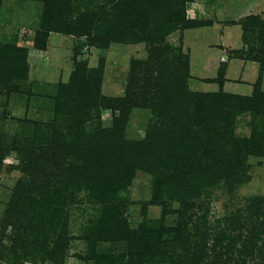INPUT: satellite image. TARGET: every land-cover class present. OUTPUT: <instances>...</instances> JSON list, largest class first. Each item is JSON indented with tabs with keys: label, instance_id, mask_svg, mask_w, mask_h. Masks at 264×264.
I'll return each instance as SVG.
<instances>
[{
	"label": "rangeland",
	"instance_id": "rangeland-1",
	"mask_svg": "<svg viewBox=\"0 0 264 264\" xmlns=\"http://www.w3.org/2000/svg\"><path fill=\"white\" fill-rule=\"evenodd\" d=\"M46 1L0 0V46L9 50L0 62V139L10 148L0 162V264H19L22 249L32 253L35 247H13L16 230L9 224L15 219L6 211L18 180L26 181L23 194L29 197L52 191L67 195L75 189L76 166H85L98 151L95 136L112 128L114 115L126 141L154 136V171L145 162L148 146L144 164L137 161L118 190L102 195L118 209L88 188L59 197L52 211L58 218L61 208L68 244L63 262L56 264H134L129 252L155 239L143 230L151 224L169 229L186 220L192 232L191 223L199 217L197 224L207 229L212 244V234H228L227 226H236L237 219L250 214L251 225L264 221V0H198L200 12L193 0L186 18L200 24L170 31H162L155 20H119L116 0H57L48 15ZM81 15L95 17L90 35L51 29L42 47L34 45L44 23L68 22L77 32ZM181 55L188 57V74L176 71ZM161 66L170 82L184 89L177 106L170 102L164 111L151 108ZM219 87L224 97H207ZM172 96L178 99L179 90ZM112 99L119 107L114 113ZM15 145L24 150L29 170L17 165ZM192 154L197 159L188 160ZM123 162L117 159L114 165ZM114 165L109 175L116 177ZM175 166L184 175L178 183L171 175ZM167 177L173 186L161 185L155 193L156 180ZM31 181L40 186L29 190ZM183 197L194 203L191 209L182 204ZM29 206L31 201L23 200L15 214ZM106 219L119 232L95 233ZM257 236L255 260L249 263L264 264V235ZM146 260L141 264H172L153 256Z\"/></svg>",
	"mask_w": 264,
	"mask_h": 264
},
{
	"label": "trees",
	"instance_id": "trees-1",
	"mask_svg": "<svg viewBox=\"0 0 264 264\" xmlns=\"http://www.w3.org/2000/svg\"><path fill=\"white\" fill-rule=\"evenodd\" d=\"M54 1L57 0H47L45 2L46 15L49 14L54 6L56 7V3ZM63 1L66 3L67 0ZM191 1L193 0H116L115 12H120L118 16L119 20H155L157 26L161 25L162 31L166 27H168L167 31H170L171 27L186 29L196 27L202 21L197 18H186L185 8ZM92 20H95V17L88 16L86 18L81 15L76 23L79 27L77 32L72 31L75 28H73L68 22L49 27L46 26V23H44L43 25L45 27L42 26L35 33L34 45L36 47H42L44 45V39L47 36V31L51 29L68 34L90 35L94 28V25L92 26ZM8 51L9 50L7 48L2 49V46H0V62L2 58L8 54ZM254 59H256V57H254ZM180 61V68L176 69V71H182L184 74H188V57L181 55ZM160 71H163V74L164 72H167L165 67L161 66L159 73L156 75L155 82L158 84V87L155 88L156 92L155 95H153L154 101L152 102L154 104H152L151 108H158L159 106L164 111L168 109V103L170 102L174 104V107L177 106L180 101L179 99H183L182 91L184 89L182 86H179V88L178 86H174L175 84L171 83L169 80L171 76L164 74L166 76L165 77L162 74L164 76L163 77L160 74ZM223 73V70L219 71V79H217L219 84H221L220 79L223 78ZM177 89L179 90L178 99H173V92L174 90L177 91ZM220 91H222V89L219 87V92L208 94L207 97H210V99H219L224 97L225 94ZM254 94L255 99L258 93ZM164 97H167L168 100L166 101ZM202 97L205 96H201L199 99H202ZM115 101L117 100L112 99L111 103L113 113L119 108L117 106H113ZM118 118L119 117L114 115V124L112 128L104 131L101 130L102 132L97 133L95 136L96 143H99L98 151L91 153L90 158L86 160L87 162L85 163V166H76L73 173L74 181H71L75 185V189L72 191L69 190L67 195H63L65 198H67L68 195L70 197H74L76 193L81 191L83 188H88L91 192L94 190L99 193L102 197L100 202L112 205H109L111 209H118L121 207L119 204H113L110 200H108V198H103L104 196L102 195L109 194L111 191L115 192L116 189L118 190L122 186H119V184L123 182L126 177L131 175L136 168L134 164L137 161L140 163L139 165L144 164V162H142L145 160L143 151L147 153L148 146L150 147L149 157L145 162L147 165L152 164L154 171L155 165L151 160L152 152L155 150L152 144V137L154 136L147 134L144 140L133 142L126 141L123 136L121 124L118 122ZM182 118L188 119L189 115L183 116ZM3 143L4 141L2 142L0 139V162L10 151V148L4 147ZM15 146L16 148L12 149L15 150L16 158L19 160L17 165H20L23 171L29 170L30 162L27 160V156H23L25 154L24 150L21 146ZM189 157L188 160L197 159V154H192ZM117 159L118 161L120 159H124V162L114 165V162H116ZM50 160H52V158H50ZM110 164L114 165L113 171L117 175V178L113 175H109ZM171 175L178 177L176 179L177 183L180 181L181 177L184 176L179 172V166L173 167ZM156 181L157 183L154 187L155 193L160 191L159 188L161 185H165L167 187L170 185L173 186V182L170 180V177ZM173 181L175 182V180ZM33 183L34 182L32 181L30 182L31 187L29 190H31L32 185L36 187L40 186V184L37 185ZM28 187L29 186L26 185V181L18 180L12 194L13 196L8 204L9 207L6 211L8 212L10 218L15 219L14 222L12 221L11 224H9L11 226L13 225L16 230V235L13 237V247L21 244V246L25 248L28 243H33L35 245L32 253L22 249V254L18 256L19 264H22L23 261L36 263L38 260H40V263L49 261L52 262V264H56L59 259L63 262V256L68 244V238L65 235L66 221L64 217L63 219L59 218L61 215V208L58 218L54 217L52 211L54 202L59 200V197L63 196L52 191L50 192L51 194L47 193L41 195V197H29L27 194H23L24 190H27ZM153 197V200H155L156 196ZM23 200L31 201V206L24 208V210H19L18 213L15 214L14 207L19 208ZM185 200L186 199L183 197L182 204L186 202L184 203L185 208L189 207L191 209L192 204L194 203L189 204V199ZM181 216L183 218L182 213ZM113 217L114 219H112V221L117 222L119 218L116 216ZM190 218H192V215ZM249 218H251L250 214L242 220L237 219L236 221L238 223L236 226H233V228L227 226V229H230L228 234L224 231H220L216 233V235L212 234L214 237L212 244H209L207 241V235H209L207 229L204 228L201 230L199 224H197L199 217L194 220L195 223L194 221L191 223L193 229L192 232L188 230V221L186 220H180L175 226L169 229L151 224L148 230H143L144 233L148 232L149 236L154 234V241L151 244H147V248L139 247L134 249H139L137 253H135L134 250H131L129 252V260L134 262V264H141L147 261L146 259L148 257L153 256V258H157L161 262H169L172 264H254L249 263V261L255 260L254 251L258 245V239H261L257 235H264V221H259L257 226H253L251 225L252 221H250ZM200 219H206V215L200 216ZM108 221L109 219H106L104 222L105 225L101 224L100 229L95 230V233L102 234L103 232H110L111 230L119 232V228L116 229L117 225H112V223H108ZM239 223L243 226H238ZM235 229H243L244 231L242 230V232L236 233ZM165 233H169L171 235L169 237L170 239L163 237ZM28 236L33 238L32 242H29L26 238ZM141 236L143 237V234Z\"/></svg>",
	"mask_w": 264,
	"mask_h": 264
},
{
	"label": "crops",
	"instance_id": "crops-1",
	"mask_svg": "<svg viewBox=\"0 0 264 264\" xmlns=\"http://www.w3.org/2000/svg\"><path fill=\"white\" fill-rule=\"evenodd\" d=\"M193 2L196 3V12H200L201 11V7L200 6H202L203 4L200 1H198V0H195Z\"/></svg>",
	"mask_w": 264,
	"mask_h": 264
}]
</instances>
